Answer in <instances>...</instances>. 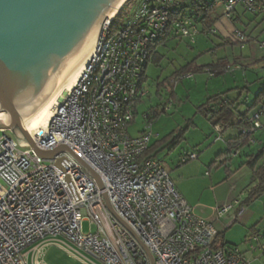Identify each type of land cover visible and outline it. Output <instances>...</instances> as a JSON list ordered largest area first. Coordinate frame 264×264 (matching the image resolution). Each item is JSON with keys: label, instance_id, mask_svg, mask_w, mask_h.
<instances>
[{"label": "built area", "instance_id": "obj_1", "mask_svg": "<svg viewBox=\"0 0 264 264\" xmlns=\"http://www.w3.org/2000/svg\"><path fill=\"white\" fill-rule=\"evenodd\" d=\"M192 1L128 0L131 17L116 27L113 20L105 24L73 87L59 96L50 121L30 136L41 150L67 146L98 174L103 191L65 153L57 156L66 158L63 173L54 161H43L29 145L0 130V264H42V249L49 245L82 264H149L134 238L106 210L102 192L144 242L154 264H248L237 247H217L213 240L218 234L214 221L236 210L233 225L243 215L240 199L212 208V220L197 215L162 163L144 157L151 133L131 137L128 132L147 94L142 78L150 44L168 29L174 37L197 34L186 14ZM238 4L251 15L264 16V0H225L223 16L230 19ZM213 33L210 29L204 35ZM232 38L247 41L237 31ZM259 47L264 52V42ZM263 117L261 106L241 134L249 137L261 129ZM213 128L222 138L225 129ZM195 158L190 154L182 163ZM83 222L95 232L83 233ZM254 240L252 250L264 253V229Z\"/></svg>", "mask_w": 264, "mask_h": 264}, {"label": "rangeland", "instance_id": "obj_2", "mask_svg": "<svg viewBox=\"0 0 264 264\" xmlns=\"http://www.w3.org/2000/svg\"><path fill=\"white\" fill-rule=\"evenodd\" d=\"M203 1L215 3L217 0ZM130 2L126 3L114 18L118 24L131 17ZM212 13L217 18L214 36L204 35L200 27H197V34L192 39L171 38L159 49L163 60L158 66H147L144 83L147 94L137 105L134 119L128 125L131 137H138L144 130L151 133L150 144H155L154 159L162 163L178 194L189 206L195 208L197 213L203 215L209 214L211 208L246 197L247 187L254 185L251 169L245 163L246 156L256 155L264 146L263 117V127L256 131L254 136L255 145L239 149L236 156L233 151L229 160L217 157L219 153L227 150L225 141L237 137L239 131L227 128L222 138H219L210 121L198 112L197 108L207 97L225 92L230 100L236 99L241 93L240 100L250 105L264 86V52L259 47L264 41V24L257 25V22L250 15H244L239 7L237 13L233 14L234 20L231 21L223 16V8L219 2L215 4ZM235 30L251 37L249 42L243 43L242 46L223 45L221 36L232 38ZM222 59L230 66L227 72L212 77L206 70L196 71L198 65ZM186 65L189 69L181 77L173 75L176 69ZM163 80L164 86L157 95L156 84ZM152 106L156 117L150 122L145 119L144 113ZM164 107L166 111L162 113ZM181 130L185 131L184 140L170 150L172 136ZM8 134L16 139L14 134ZM190 154L196 155V158L182 163ZM222 160L224 162L220 164ZM226 169H230L231 174L226 172ZM229 216L225 215L221 222H213L218 231L225 232L224 238L217 239V245L225 242L226 246L237 247L248 264H264V253L258 249L252 250V247H256L254 237L264 229V195L244 207L243 215L233 226L232 216ZM89 231L95 232V228L88 222H83L82 232ZM40 260L42 264H82L53 245L42 249Z\"/></svg>", "mask_w": 264, "mask_h": 264}, {"label": "water", "instance_id": "obj_3", "mask_svg": "<svg viewBox=\"0 0 264 264\" xmlns=\"http://www.w3.org/2000/svg\"><path fill=\"white\" fill-rule=\"evenodd\" d=\"M128 0H0V130L14 134L21 145L63 173L65 153L94 180L98 174L67 146L38 148L24 128V117L40 106L52 91L95 49L103 27L114 20ZM66 182L69 177L65 176ZM105 208L139 245L149 260L154 259L131 226L114 210L102 192Z\"/></svg>", "mask_w": 264, "mask_h": 264}, {"label": "trees", "instance_id": "obj_4", "mask_svg": "<svg viewBox=\"0 0 264 264\" xmlns=\"http://www.w3.org/2000/svg\"><path fill=\"white\" fill-rule=\"evenodd\" d=\"M219 2L222 5V8L224 6L225 0H217L215 3H208L204 2L203 0H193L192 1V8L186 11V14L191 17L195 24L196 27H200L201 33L204 34L207 30L214 29V26L216 24L217 18H215L213 15L214 10H215V4ZM241 10V12L244 15H250L252 18L260 17L261 15H251L250 13L245 12V9L243 8L242 5L238 4L237 7H235L234 11L230 15V20L233 21L234 17L233 14L237 13V8ZM121 14V13H120ZM119 14V16H120ZM118 16V17H119ZM178 17V16H177ZM176 18L175 16L171 18V21ZM117 20V18H116ZM118 25V21H115V19L112 22V27H116ZM215 30V29H214ZM237 33H241L238 30ZM216 32V30H215ZM216 33L210 34L214 36ZM243 34V33H241ZM244 35V34H243ZM208 36V35H206ZM176 37V36H175ZM174 35H172V32L170 29H168L166 32H164L162 35L158 36V38L152 42L149 46L148 50V57H147V66L150 64L158 66L161 61L163 60V55L159 52V49L163 47L166 42L174 38ZM246 37L247 42H249L250 37ZM221 39L223 40V45H229V44H240L238 42H235L232 38H224L221 36ZM264 42V41H263ZM243 44V43H242ZM242 44H240L242 46ZM264 55V53H263ZM264 60V56H263ZM145 68V71H146ZM189 69V66H182L179 69H176L173 72V75L175 77H181L186 70ZM208 73H212V77L215 75H219L223 72H227L230 70V66L226 63L225 59L222 60H216L214 63H209L205 65H198L196 67L197 72H203L205 71ZM145 73L143 76V82L145 83ZM164 80L157 82L156 84V94L159 95L161 88L164 86ZM227 92L219 95H214L205 100L203 104H201L197 109L198 112H200L206 119L210 121L212 126L219 125L223 127L225 130L227 128H235L239 131V134L235 138H229L225 142L228 145L227 150L223 153H219L217 157H225L226 160L230 159V156L232 155V152H237L238 150L246 147V146H251L253 144L249 143V140L252 139L254 141V145L256 141L254 140V134H251L249 137H244L241 134V131L243 129H246L249 127V115L256 111L258 108L261 106H264V86L262 89L259 91V93L255 96L252 104L248 105L246 101H241V93L237 96L236 99L230 100L229 98L227 99L226 97ZM173 97V95H170ZM243 108V109H242ZM256 108V109H255ZM162 113H165L166 109L165 107L161 110ZM145 119L147 121L151 122V119H154L156 116L155 109L152 107L148 108V110L144 113ZM263 127V124H262ZM262 129V128H261ZM258 131V130H257ZM184 130H181L178 134H175L172 136V139L170 140L171 142L169 143L170 145V150L174 148V146L179 145L183 140H184ZM154 146L155 144H150L148 147L147 151L144 154V157H150L154 158L155 153H154ZM247 161L245 162L246 165L251 169V179L254 185H250L247 187L246 191V197L244 199H240V207L244 208L248 206L250 203H252L256 198L264 195V146L259 149V151L256 153V155H247ZM225 160V159H224ZM260 160V163L258 161ZM224 161L222 160L220 164H222ZM185 163V162H183ZM226 172H230V169H226ZM234 224V223H233ZM233 226V225H232ZM224 231L218 233L215 237L214 240V245H217V239L218 238H224ZM226 246V243L223 242L221 245H217V247H222Z\"/></svg>", "mask_w": 264, "mask_h": 264}, {"label": "bare ground", "instance_id": "obj_5", "mask_svg": "<svg viewBox=\"0 0 264 264\" xmlns=\"http://www.w3.org/2000/svg\"><path fill=\"white\" fill-rule=\"evenodd\" d=\"M89 55L52 91V93L40 106L34 110H31L24 117L23 125L30 136H32L36 131H38L39 128L43 127L48 121H50L53 116L54 106L57 103L59 96L64 93L65 90H70L73 87L79 77L80 72L84 69Z\"/></svg>", "mask_w": 264, "mask_h": 264}, {"label": "crops", "instance_id": "obj_6", "mask_svg": "<svg viewBox=\"0 0 264 264\" xmlns=\"http://www.w3.org/2000/svg\"><path fill=\"white\" fill-rule=\"evenodd\" d=\"M257 23V25H259V26H261V25H263L264 24V16H260V17H256V18H253ZM263 23V24H262ZM216 25V24H215ZM251 38V37H250ZM250 40V39H249ZM264 56V55H263ZM262 56V57H263ZM211 96H214V95H211ZM211 96H209V97H211ZM209 97H207V98H209ZM206 98V99H207ZM151 143V142H150ZM149 146H150V144H149ZM228 173H230V172H228ZM211 210H212V208L210 209V213L209 214H207V215H203L202 213H197V211H196V209L194 208V211H195V213L197 214V215H200L201 217H204V218H207L208 217V219H210V220H212L213 218H212V215H211ZM235 211L236 210H232L231 211V213L229 212L227 215H230L229 217H231V216H234V214H235ZM223 220V219H222ZM215 222H218V221H214V223ZM221 222V221H220ZM214 223H213V225H214ZM217 230V229H216ZM217 232L218 233H220L221 234V231H218L217 230ZM223 232V231H222ZM225 233V232H224ZM224 236V235H223ZM225 237V236H224Z\"/></svg>", "mask_w": 264, "mask_h": 264}]
</instances>
